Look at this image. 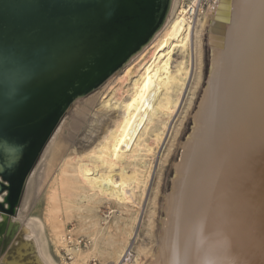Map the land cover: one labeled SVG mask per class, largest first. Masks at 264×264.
<instances>
[{
	"label": "bare ground",
	"instance_id": "obj_1",
	"mask_svg": "<svg viewBox=\"0 0 264 264\" xmlns=\"http://www.w3.org/2000/svg\"><path fill=\"white\" fill-rule=\"evenodd\" d=\"M208 29L207 87L176 165L158 255L150 264H264V0H220L212 12L197 17L185 0H122L113 17L50 66L47 87L29 108L36 120L33 132L0 146V173L9 175V183L0 180L5 216L15 212L36 163L54 143L71 92L94 88L147 47L103 105L117 114L116 123L91 149H81L86 154L69 159L73 171L67 160L59 172L62 186L73 188L76 182L86 191L81 201L122 205L135 190L143 195L151 179L146 158L160 147L187 86L201 74ZM52 231L63 246L57 224ZM26 232L36 238L27 241L32 262L55 264L43 223H32ZM99 233L88 246L91 252L101 250ZM125 247L116 250L118 264L127 263L132 243ZM74 253L78 258L71 264H85L86 251Z\"/></svg>",
	"mask_w": 264,
	"mask_h": 264
},
{
	"label": "rangeland",
	"instance_id": "obj_2",
	"mask_svg": "<svg viewBox=\"0 0 264 264\" xmlns=\"http://www.w3.org/2000/svg\"><path fill=\"white\" fill-rule=\"evenodd\" d=\"M145 49L147 47L129 62L124 63L93 92L85 97L75 98L69 108L68 104V109L64 111L63 119L61 118L62 121L54 133V143L48 144L36 163L15 212L6 213V218L0 210L2 225L0 226V264H12L16 259L19 260V264H40L37 261L32 262L34 253L27 245L28 240L33 244L36 238L32 234L27 236L26 232L27 227L32 226V223L39 222L44 225L47 251L55 264H71L78 258L73 252L72 261L64 260V240L67 234L85 238L90 243L88 246H91V242L95 244L97 231H100L98 241L101 250L91 252L88 250L89 247L81 249L88 255L85 264H118L116 250L119 245L127 247L129 243H132L133 259L126 264H150L151 258L156 259L155 255H158L160 245V231L166 217L164 208L166 198L172 191L182 147L192 133L194 116L207 87L211 68V49L209 51L207 48L205 39L201 74L199 75L198 71L187 86L179 109L168 122L165 138L160 147L152 157L146 158L151 165V179L143 195L142 191L135 190V195L133 194L135 197L132 196L129 203L122 205L99 200L81 201L80 198L86 192L81 185L75 182L73 188L62 186L59 175L61 167L67 160L70 161L76 153L78 156L86 154L87 151L80 153L81 149H91L105 131L116 123L117 114L112 110H105L103 105L118 87L124 71L136 64ZM198 78L201 79L200 82ZM99 80L100 78L98 82ZM92 135L93 137H90ZM44 154L48 157L43 158ZM142 155L145 157V153ZM74 163L70 161V171H73ZM71 176L75 177L74 174ZM0 180L9 183V175L7 174L6 177L0 175ZM77 201L82 207L80 210L76 206ZM135 217L138 220L136 222H134ZM3 219L7 220L4 222ZM54 224L59 227L57 233L64 237L63 246L54 241L52 231ZM13 225H15L14 229L11 230ZM34 252L38 255L39 248H34Z\"/></svg>",
	"mask_w": 264,
	"mask_h": 264
},
{
	"label": "water",
	"instance_id": "obj_3",
	"mask_svg": "<svg viewBox=\"0 0 264 264\" xmlns=\"http://www.w3.org/2000/svg\"><path fill=\"white\" fill-rule=\"evenodd\" d=\"M121 3L122 0H0V146L23 141L33 132L36 120L30 116L29 108L39 91L46 89L50 66L70 45L83 43L113 17ZM211 37L208 29L205 43L209 51ZM116 71L84 93L71 92L68 108L75 98L93 92Z\"/></svg>",
	"mask_w": 264,
	"mask_h": 264
},
{
	"label": "built area",
	"instance_id": "obj_4",
	"mask_svg": "<svg viewBox=\"0 0 264 264\" xmlns=\"http://www.w3.org/2000/svg\"><path fill=\"white\" fill-rule=\"evenodd\" d=\"M220 0H185L186 3L192 4V16L197 17L202 14H207L212 12L215 6L218 5ZM65 248L64 252V260L66 262L72 261L74 258V249L76 248H88L89 241L82 237H75L72 234H67L65 237ZM133 259V251L129 249L125 254V261L131 262Z\"/></svg>",
	"mask_w": 264,
	"mask_h": 264
},
{
	"label": "snow or ice",
	"instance_id": "obj_5",
	"mask_svg": "<svg viewBox=\"0 0 264 264\" xmlns=\"http://www.w3.org/2000/svg\"><path fill=\"white\" fill-rule=\"evenodd\" d=\"M0 175H3V173H0ZM4 197H5V193L0 192V205L3 204V202H4Z\"/></svg>",
	"mask_w": 264,
	"mask_h": 264
},
{
	"label": "flooded vegetation",
	"instance_id": "obj_6",
	"mask_svg": "<svg viewBox=\"0 0 264 264\" xmlns=\"http://www.w3.org/2000/svg\"><path fill=\"white\" fill-rule=\"evenodd\" d=\"M4 175V174H3ZM3 175H1V176H3ZM4 177V176H3Z\"/></svg>",
	"mask_w": 264,
	"mask_h": 264
}]
</instances>
